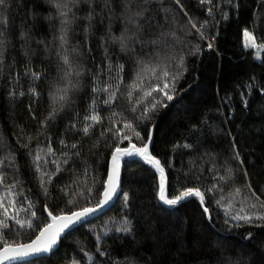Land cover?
<instances>
[{"label":"trees","instance_id":"1","mask_svg":"<svg viewBox=\"0 0 264 264\" xmlns=\"http://www.w3.org/2000/svg\"><path fill=\"white\" fill-rule=\"evenodd\" d=\"M13 3L12 42L15 47L9 52V63L11 64L14 59L15 64L6 69L3 78L0 79V144L7 141L11 151L15 153L19 164L17 175L21 182L17 186V191L23 192L24 197L35 201L34 210L37 211V218L42 220L47 216V213L42 211L44 203L48 204L49 209L62 208L67 211L74 205L86 202L84 195L80 193L86 195L89 187H93L94 193L99 194L101 182L106 179L109 168L112 151L110 145L114 143L113 134L107 129L122 128L124 120L132 121L138 115L139 109L137 113H133L132 105L126 96L127 85L135 75L136 64L132 54L122 53L118 46L109 47L108 56L114 69L111 75L115 76L117 64H124V84L121 85V93L118 94L111 110L99 102L107 98L106 94L99 95L98 111L102 117L101 122L95 124L89 135L85 136L82 132L83 117L89 114V104L94 95L91 91L92 77L103 69L101 84L108 81L109 60L99 40L107 20L100 24L97 19L96 35L87 39L82 30L85 22H81L72 37V45L83 50L78 59L85 69V74L81 77L84 87L74 95L75 103L72 109L60 113L55 122L50 121L47 130L40 134L38 132L40 122L50 110V83L58 77L59 59L53 47L55 29L50 28L47 21L39 18L33 24L32 12L41 16L48 15V7L44 0H13ZM181 3L184 6L182 10L174 5L173 0H164L165 7L171 5L175 9L176 19L181 26L187 24L184 12L196 21L212 19L207 14L208 5L201 4L200 0H181ZM234 4L239 5L238 10ZM216 5L220 7L217 8ZM115 7L119 11L118 0ZM213 7L215 18L219 21L208 30L216 35L213 49L207 48L206 40L200 41L202 55H186L187 71L177 82V95L168 102V107L158 106V111L152 114V119L140 124L145 139L149 129L154 126L149 150L165 167L167 195L178 194L187 186H200L204 191L214 184H220L223 192L218 189L212 193L205 192V206L208 207L212 220L207 219L203 211L204 206L195 197L188 198L175 207L163 205L158 200L159 174L154 167L138 158L123 163L121 187L129 193L130 215L135 218L140 237L145 236L142 222L145 221L146 211L159 222L160 232L167 231L168 236L172 237L166 248L156 257L158 264H212L221 255V250L223 255L231 256L234 260L239 259L241 264H264V228L251 225L236 228L224 222L229 202L233 204L230 211H236L248 203L245 197L249 196V193L245 185L249 179L256 194L264 199V95L254 89L247 109L241 100V93L247 96L248 83L264 84L262 63L264 52L257 58L253 49L245 48L243 37L244 28H248L253 32L258 45L264 43V3L262 0H233L230 4L229 0H213ZM221 11L227 14V20L221 19L219 14ZM156 15L160 27H153L151 31L156 33L160 28L166 31L164 12L159 11ZM30 25L32 35L37 39H43L49 48L53 49L51 52L45 51L43 45L33 41L31 49L34 51L30 57L23 55L24 49L21 47L23 41L19 38V33L21 27L27 28ZM120 28L121 24L117 21L113 31L119 34ZM192 32V36L185 38L183 32L177 30V35L183 43L169 38L168 44L174 46L176 53H187L188 41L196 43L198 39L194 29ZM58 43L55 42L56 47ZM88 48H91L90 52ZM157 52L164 55L170 52V49L164 45L146 44L141 51L137 45L136 55L149 58L156 56ZM28 68L41 73V78L35 82L36 91L40 93L39 98L28 93L30 85L33 84L29 77H25ZM169 68L171 71L177 70L174 61H169ZM16 73H19L20 77L17 93L23 90L25 96L18 98L17 101H11L7 92ZM147 83L145 81L146 85ZM152 83L156 81L153 80ZM160 84L163 85V80ZM138 95L139 93H134L132 99L135 100ZM155 95L156 92L153 93V96ZM29 104L32 105L31 112ZM143 106L145 105L142 103L140 107ZM111 111H115L117 115L111 116ZM77 112L78 118L75 116ZM109 117L117 123H110ZM73 120L77 122V129L65 131ZM28 136L32 137L30 143L26 139ZM61 139L68 143L69 148H63L59 143ZM133 142H137L135 138ZM25 143H28V147L21 146ZM49 143L55 155L41 152L47 162L41 160L40 164L42 170L47 171L49 175L52 173L56 175L49 186L50 194L45 198L39 185L40 173L36 172L32 161L36 149L38 147L47 149ZM72 143H78V148L71 149ZM185 144H191L193 147L185 148ZM234 148L238 149L244 161L243 168L247 169V177L241 171L238 162L232 159ZM77 150L79 156L74 154ZM64 151L72 153L67 164L63 162L68 159L62 155ZM4 152L5 150L0 148V158L4 157ZM30 152L33 155H29ZM53 160L59 164V172ZM227 165L236 169L235 179L218 182L214 179L216 174L214 166L218 174L223 175ZM8 172L11 174V169H8ZM237 187L241 189L239 194L235 193ZM3 191L4 189L0 187V193ZM24 197H17V200L23 201V206L27 207V200H24ZM221 197L222 206H218L216 200ZM7 199L8 197H5L6 205ZM91 202L94 203L95 199ZM9 212H12L11 207ZM124 214L126 209L119 198L104 215L62 237L54 254L33 261L36 264H71L72 260L76 259L80 264H89L84 253L94 252L97 229L105 224L111 226L110 220H116ZM17 215L25 219V213L19 212ZM27 218L34 221L37 219L30 215ZM10 223L12 231L7 233L9 239L14 238L17 231L21 233L20 239L25 241L29 239L31 232L27 227L18 229L14 222ZM240 223L243 225V221ZM248 232L252 233L251 239L246 238ZM153 245L152 240L145 239V252L150 254ZM125 249L130 253L135 250L131 240H125L117 251L122 253ZM24 264H32V261Z\"/></svg>","mask_w":264,"mask_h":264},{"label":"snow or ice","instance_id":"2","mask_svg":"<svg viewBox=\"0 0 264 264\" xmlns=\"http://www.w3.org/2000/svg\"><path fill=\"white\" fill-rule=\"evenodd\" d=\"M44 3L48 7V15L41 16L36 12H32L31 18L33 24L39 18L47 21L49 27L55 29L53 32V47L59 59V66L57 79L50 83V110L40 122L38 132L43 134L47 130L50 121L54 123L60 113L65 112V110H71L75 103L74 95L84 87L81 77L84 76L85 69L78 59L82 55L83 50L79 46L72 45V37L76 34V27L81 25V22H85L82 30L87 39L96 35L97 19H99L100 24H104L105 20H107V24L104 31L100 34L99 40L101 46L104 48L105 56L109 60L107 69L109 73L108 81H105L103 85L101 84L100 77L103 74V69L99 70L92 77L91 91L94 95L89 104V114L83 117V134L85 136L89 135L90 129L95 124L101 122L102 117L98 111L99 95L101 93L106 94L107 98L99 102L108 106L111 110L113 103L117 100L118 94L121 93V85L124 84V64H117L115 76L111 75L114 71L111 59L108 56V50L111 46H118L122 53L133 55L136 70L131 83L127 85L126 96L132 105L131 111L133 113H137L138 109L139 111L134 120H124L122 128L115 127L113 129L109 127L107 129L108 132L113 134L114 143L110 145L112 151L109 168L106 173V179L101 182L99 194H95L94 188L89 187L86 195L80 193V195H84L86 202L82 205H74L67 209V211L62 208L49 209L48 204L44 203L42 211L46 212L47 216L42 220L37 218V211L34 210L35 201L29 197H24L23 192L17 191V186L21 182L17 175L19 173V164L15 153L11 151L7 141L0 144V148L5 150L4 157L0 158V187L4 189L3 193H0V229L3 230L0 231V264H16L19 260L54 254L59 246L62 235L66 234V230L70 231L76 225L90 222V217H93L97 212L102 211L106 206L113 203L114 198L122 200L126 214L116 220H110L111 226L105 224L100 229H97L94 252H85L86 260L89 264H158L156 257L166 248L168 241L172 237L168 236L167 231L160 232L158 228L159 222L152 218L151 213L147 211L145 221L142 222L145 236L140 237V230L135 222V218L130 215L129 193L121 187L122 167L126 158L129 161L139 158L148 165L153 166L159 174L158 200L163 205L175 207L186 199L195 197L204 206L203 211L207 215V219L209 221L212 220L209 209L205 206V192L212 193L217 189L223 192V188L219 183L210 186L204 191L201 190L200 186H187L178 194L167 195L165 167L160 159L149 150V146L152 144L154 126L149 129L147 139H145L140 130V124L150 121L152 114L158 111V106L168 107V102H171L177 95V82L183 77V73L187 71L186 55H202L200 41L206 40L207 48L209 50L213 49L216 35L211 34L208 30L219 23L215 18L216 13L214 12L213 0H200L201 4L208 5L207 14L212 18L211 20L196 21L193 17L188 16L187 12H184V15L187 16V24L183 26L176 19L175 9L171 5L165 7L164 0H118L119 11L115 7L116 0H44ZM173 3L179 6L181 10L184 7L181 0H173ZM229 3L232 4L233 0H229ZM262 3H264V0H262ZM98 5L99 11H97ZM233 6L238 10V4H234ZM13 7V0H0V79L3 78L5 70L15 64L14 59L11 64L9 63V52L15 47L12 42L11 10ZM215 7L219 8L220 6L216 5ZM159 11L164 12V25L167 26V30L165 31L163 28H160L158 32L153 33L151 31L153 27H160V21L156 15ZM81 13L83 14L81 15ZM219 14L221 19H228L227 14L223 11ZM117 21L121 24L119 34L113 31L114 24ZM193 29L198 38L197 42L192 43L188 41L189 47L187 53H176L174 46L168 44V39L171 38L174 41L183 43V40L177 35V30L182 31L184 37L187 38L192 36ZM243 37L245 48H264V43L260 45L256 44L253 32L248 28H244ZM19 38L23 41L21 47L24 49L23 55L26 57H30L31 52L34 51L31 49L33 41L39 45H43L44 50L47 52L53 50L49 48V45L43 39H37L32 35L31 25L27 28L21 27ZM56 41L59 42L58 47L55 45ZM146 44L164 45L170 49V52L164 55L157 52L156 56L149 58L136 55L137 45H139L142 51ZM88 51L90 52L91 48H88ZM74 56L77 58L73 59ZM170 60L175 62L176 71L170 70ZM25 77H29L33 81V84L28 89L29 95L39 98L40 93L36 91L35 82L41 78V73L28 68L25 71ZM19 78V73H16L10 81L7 96L11 101H17L18 98L25 96L23 90L17 93L16 88L19 84ZM252 79L253 81L255 80L254 77ZM153 80L156 83H152ZM161 80H163L162 86L160 84ZM145 81L148 82L147 85ZM246 88L247 96L241 93V100L245 109L248 108L249 98L252 96L254 89L258 90L261 95H264V84L250 82L246 85ZM154 92L157 95L153 96ZM134 93H139L135 100L132 99ZM142 103L145 106L140 107ZM28 107L31 112L32 105L29 104ZM116 115L115 111H111V116ZM75 116L78 118L79 113L77 112ZM33 118H35L34 113ZM109 120L110 123H117L112 121L111 117H109ZM76 129L77 122L73 120L70 121L65 131H75ZM101 135L103 136L104 133H101ZM133 138L138 143L133 142ZM26 139L30 143L32 137L28 136ZM232 139L233 143H235V138L233 137ZM28 143L21 146L28 147ZM59 143L63 148H69L68 143L64 139H61ZM184 147L192 148L193 146L185 144ZM70 148L77 149L78 143H72ZM41 152L55 155V151L49 143L47 149H40L38 147L35 155L31 152L29 153V155H33V165L36 172L40 173L39 185L43 195L47 198L50 194L49 186H51L52 179L56 173L49 175L47 171L42 170L40 161L45 160V157L41 155ZM74 154L76 156L80 155L78 150ZM62 155L68 158L63 161L67 164L68 160L71 159L72 153L64 151ZM232 159L238 162L241 166V171L247 177V169L243 168L244 161L236 148L233 149ZM53 163L57 165V172H59V164L55 160H53ZM8 169H11V174L8 172ZM214 173H216L214 179L218 182H228L235 179L236 169L231 165H227L224 169V174L220 175L214 166ZM10 175L11 179H9ZM44 177H47V179L45 180ZM245 187L249 193V196L245 197L248 203L236 211H230L233 208V204L229 202L225 211L226 219L224 222L236 228L244 225L264 228V199H261V196L256 194L250 179ZM240 191V188H235V193L239 194ZM5 197H8L7 205ZM17 197H24V200H27V207L23 206V201L18 202ZM92 199H95L94 203L91 202ZM221 200H223V197L216 200L218 206H222ZM71 202L70 200L69 203ZM10 207L12 209L11 213L9 212ZM19 212L25 213V219L19 218L17 215ZM29 215L37 219L34 221L27 218ZM241 221H243V225L240 223ZM10 222H14L18 229L27 227L31 232L29 239L27 241L20 239L21 233L19 231L14 234V238L9 239L7 233L12 231V224ZM246 238L251 239L252 233L248 232ZM145 239H150L154 242L150 254L144 250ZM125 240H131L135 250L130 253L125 249L122 253H118L117 249L123 245ZM32 264H36V262L32 261ZM71 264H80V262L73 259ZM212 264H241V261L239 259L234 260L231 256L223 255V250H221V255Z\"/></svg>","mask_w":264,"mask_h":264},{"label":"water","instance_id":"3","mask_svg":"<svg viewBox=\"0 0 264 264\" xmlns=\"http://www.w3.org/2000/svg\"><path fill=\"white\" fill-rule=\"evenodd\" d=\"M138 159H139V158H138ZM125 161H129V160L126 158ZM122 169H123V167H122ZM118 199H119V198H114V202H113V203H111L109 206H106L102 211L97 212L93 217H90V222L93 221V220H95V219H97V218H99V217H101V216L104 215L106 212H108V211H109V210L115 205V203L117 202ZM87 223H89V222H85V223H83V224L76 225V226L74 227V229H76L77 227H79V226H81V225L87 224ZM74 229H72V230H74ZM72 230H70V231L66 230V234H68V233L71 232ZM66 234L62 235V237H64ZM62 237H61V238H62ZM56 250H57V249H56ZM56 250H55V251H56ZM48 256H50V255H46V256H44V257H48ZM44 257H32V258H30V259H26V260H19V261L16 262V264H24V263H27V262H30V261H33V260H36V259H39V258H44Z\"/></svg>","mask_w":264,"mask_h":264},{"label":"rangeland","instance_id":"4","mask_svg":"<svg viewBox=\"0 0 264 264\" xmlns=\"http://www.w3.org/2000/svg\"><path fill=\"white\" fill-rule=\"evenodd\" d=\"M250 43H251V42H250ZM256 44H257V43H256ZM257 45H258V44H257ZM248 48L254 50V52L256 53L257 58H260L261 54L264 52V48H259V47H257V48L248 47Z\"/></svg>","mask_w":264,"mask_h":264}]
</instances>
